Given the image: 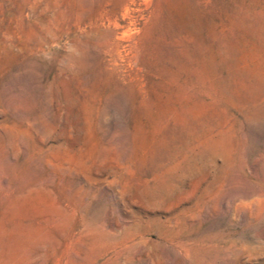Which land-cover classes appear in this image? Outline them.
Segmentation results:
<instances>
[{
    "label": "rangeland",
    "instance_id": "rangeland-1",
    "mask_svg": "<svg viewBox=\"0 0 264 264\" xmlns=\"http://www.w3.org/2000/svg\"><path fill=\"white\" fill-rule=\"evenodd\" d=\"M0 264H264V0H0Z\"/></svg>",
    "mask_w": 264,
    "mask_h": 264
}]
</instances>
